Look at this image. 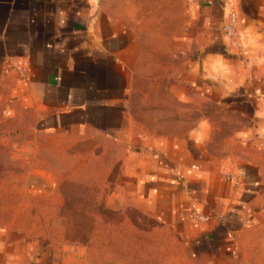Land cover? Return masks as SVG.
<instances>
[{
    "label": "crops",
    "instance_id": "obj_1",
    "mask_svg": "<svg viewBox=\"0 0 264 264\" xmlns=\"http://www.w3.org/2000/svg\"><path fill=\"white\" fill-rule=\"evenodd\" d=\"M174 5L162 9L169 15ZM230 12L232 43L223 31ZM136 13L132 0H0V178L18 182L0 191L57 193L61 173L51 176L44 135L110 142L119 147L121 194L182 234L195 255L237 264L244 238L264 227V0H183L170 39L182 72L169 96L228 114L236 128L220 138L205 106L187 131L139 124ZM34 233L0 225V264H91L79 248Z\"/></svg>",
    "mask_w": 264,
    "mask_h": 264
},
{
    "label": "rangeland",
    "instance_id": "obj_2",
    "mask_svg": "<svg viewBox=\"0 0 264 264\" xmlns=\"http://www.w3.org/2000/svg\"><path fill=\"white\" fill-rule=\"evenodd\" d=\"M171 1L175 10L168 15L162 9L166 0H132L137 13L130 25L139 53L133 81L138 91L135 88L131 94L139 124L149 131H187L201 115L198 107L205 106L212 110L208 116L213 126L219 128L214 129L217 137L229 135L235 121L222 111L219 114L213 104L195 99L179 102L169 96V87L182 72L170 39L183 22V0ZM170 120L184 125L166 126ZM156 123L161 125L153 126ZM40 145L48 147L45 160L54 166L51 176L61 173L58 191L47 199H32L23 192L1 190L0 225L34 230L44 243L79 248L91 264H216L195 255L182 234L119 192L117 145L57 134L44 135ZM211 145L216 150L215 141ZM16 178L13 182L0 178V187L15 188ZM30 213L38 219L31 221ZM243 242L237 264H264V227L248 233Z\"/></svg>",
    "mask_w": 264,
    "mask_h": 264
},
{
    "label": "built area",
    "instance_id": "obj_3",
    "mask_svg": "<svg viewBox=\"0 0 264 264\" xmlns=\"http://www.w3.org/2000/svg\"><path fill=\"white\" fill-rule=\"evenodd\" d=\"M235 25H236V19H235V15L233 12H230L227 18V21L225 22V24L223 25V31L225 34V37L232 43L236 34V29H235ZM191 218L202 221V220H206L207 216L198 214L197 212L193 211L190 214Z\"/></svg>",
    "mask_w": 264,
    "mask_h": 264
}]
</instances>
